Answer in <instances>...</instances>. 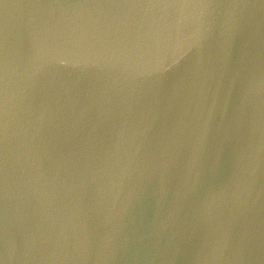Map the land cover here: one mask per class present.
Returning <instances> with one entry per match:
<instances>
[{
	"label": "water",
	"instance_id": "water-1",
	"mask_svg": "<svg viewBox=\"0 0 264 264\" xmlns=\"http://www.w3.org/2000/svg\"><path fill=\"white\" fill-rule=\"evenodd\" d=\"M0 264H264V0H0Z\"/></svg>",
	"mask_w": 264,
	"mask_h": 264
}]
</instances>
